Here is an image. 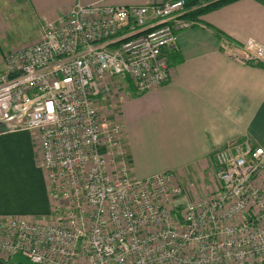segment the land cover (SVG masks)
<instances>
[{"label": "built area", "instance_id": "1", "mask_svg": "<svg viewBox=\"0 0 264 264\" xmlns=\"http://www.w3.org/2000/svg\"><path fill=\"white\" fill-rule=\"evenodd\" d=\"M186 0L117 6L76 2L40 38L4 59L0 134L36 132L51 198L46 218H0V262L264 264V147L212 155L216 190L194 199L171 172L139 180L119 112L102 102L119 78L139 94L171 79ZM264 65V44H224Z\"/></svg>", "mask_w": 264, "mask_h": 264}, {"label": "crops", "instance_id": "2", "mask_svg": "<svg viewBox=\"0 0 264 264\" xmlns=\"http://www.w3.org/2000/svg\"><path fill=\"white\" fill-rule=\"evenodd\" d=\"M79 1L142 6L176 0H0V35L12 19L26 15L38 25L36 42L46 21ZM251 39L264 44V0L236 1L181 31L170 56L171 79L161 88L139 94L111 81L112 94L102 106L106 113L119 112L135 177L164 172L178 152L185 153V175L206 177L211 168L215 175L212 155L227 144L248 139L264 147V65L239 64L223 52L224 44ZM50 214L37 133H1L0 218Z\"/></svg>", "mask_w": 264, "mask_h": 264}, {"label": "rangeland", "instance_id": "3", "mask_svg": "<svg viewBox=\"0 0 264 264\" xmlns=\"http://www.w3.org/2000/svg\"><path fill=\"white\" fill-rule=\"evenodd\" d=\"M15 11L17 8H15ZM18 11V10H17ZM21 11V10H20ZM10 28L5 33L0 35V58H2V62L0 59V72L4 70L5 65L3 59L12 53L13 51L24 47L25 45L31 44L35 42V38L37 36V27L35 22L30 21V19L23 15L19 18H14L10 21ZM113 83H122L120 84V90L127 89V83L124 80L119 78H114L112 80ZM185 157L184 152H178L177 157L173 159L172 164L168 165L167 168H164V172H171L174 176L181 181L182 184L186 187L189 194L194 199H200L204 196L212 194L216 190L217 179L213 173V169L211 168L206 177H200L198 174L192 175V177L184 174V171L180 170V167L183 166V158ZM162 166H159L160 169H163ZM186 168L183 167V170ZM183 172V173H182ZM162 173V172H161ZM134 175V172H133ZM135 177V176H134ZM136 179L142 180L145 178H141L139 176L135 177ZM26 259L18 255L13 257L9 264H17L20 261H25ZM28 262V260H27ZM7 264V263H4Z\"/></svg>", "mask_w": 264, "mask_h": 264}, {"label": "trees", "instance_id": "4", "mask_svg": "<svg viewBox=\"0 0 264 264\" xmlns=\"http://www.w3.org/2000/svg\"><path fill=\"white\" fill-rule=\"evenodd\" d=\"M239 0H186V14L184 18L194 22V25L201 24V17L213 11L222 9L229 4ZM0 264H4L0 262ZM9 264V263H7ZM11 264V263H10ZM17 264H32L27 260Z\"/></svg>", "mask_w": 264, "mask_h": 264}]
</instances>
